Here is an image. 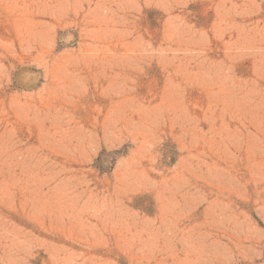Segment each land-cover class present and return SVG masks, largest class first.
Returning <instances> with one entry per match:
<instances>
[{"label": "rangeland", "instance_id": "1", "mask_svg": "<svg viewBox=\"0 0 264 264\" xmlns=\"http://www.w3.org/2000/svg\"><path fill=\"white\" fill-rule=\"evenodd\" d=\"M0 264H264V0H0Z\"/></svg>", "mask_w": 264, "mask_h": 264}]
</instances>
